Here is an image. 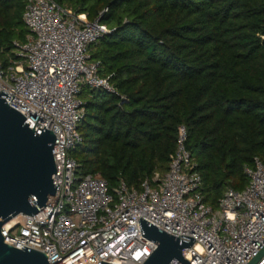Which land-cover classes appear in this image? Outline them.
I'll return each instance as SVG.
<instances>
[{"label":"trees","instance_id":"trees-1","mask_svg":"<svg viewBox=\"0 0 264 264\" xmlns=\"http://www.w3.org/2000/svg\"><path fill=\"white\" fill-rule=\"evenodd\" d=\"M109 33L90 47L114 92L83 85L77 175L99 174L111 193L165 173L180 126L216 207L264 160V0H54ZM25 0H0V65L29 34Z\"/></svg>","mask_w":264,"mask_h":264},{"label":"built area","instance_id":"built-area-1","mask_svg":"<svg viewBox=\"0 0 264 264\" xmlns=\"http://www.w3.org/2000/svg\"><path fill=\"white\" fill-rule=\"evenodd\" d=\"M22 19L29 34L14 42L15 58L0 65V93L10 99L1 98L36 134L43 128L54 133L58 190L33 216L5 223L4 244L43 253L48 264H143L157 245L142 236L141 218L179 240L193 238L182 250L189 264H249L256 257L255 264H264V160L255 157L245 166V188L227 187L215 208L204 202L185 126L178 128L167 171L154 172L139 188L121 179L110 193L99 174L77 175L69 151L82 142L81 87L114 92L90 60L91 45L109 29L54 0H25Z\"/></svg>","mask_w":264,"mask_h":264},{"label":"water","instance_id":"water-1","mask_svg":"<svg viewBox=\"0 0 264 264\" xmlns=\"http://www.w3.org/2000/svg\"><path fill=\"white\" fill-rule=\"evenodd\" d=\"M1 97L10 99L1 91L0 230L19 214H36L58 190V184L54 185L52 180L56 174L52 155L56 144L54 133L43 128L40 135L36 134L24 123L26 118L10 108ZM138 222L142 236L157 245L143 264H169L173 260L189 264L182 257V250L192 246L193 238L181 236L190 242L179 240L141 218ZM3 239L0 233V264H48L45 254L26 247L18 250L4 244ZM257 258L249 264H255Z\"/></svg>","mask_w":264,"mask_h":264}]
</instances>
